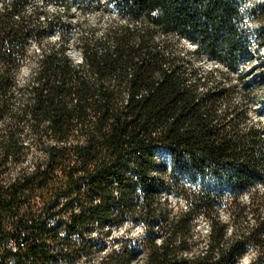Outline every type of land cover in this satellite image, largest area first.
<instances>
[{"label":"trees","instance_id":"trees-1","mask_svg":"<svg viewBox=\"0 0 264 264\" xmlns=\"http://www.w3.org/2000/svg\"><path fill=\"white\" fill-rule=\"evenodd\" d=\"M8 1L0 13V264L90 260L109 236L92 230L129 218L142 236L116 240L102 264H239L251 250L249 264H264V136L242 128L247 109L236 102L253 89L244 72L264 37L250 25L264 23V8L253 0H48L67 16L74 4L116 14L101 37L92 29L82 38L75 58L67 35L76 25L28 13L32 0ZM202 54L239 85L202 72ZM224 190L235 221L217 215ZM168 195L184 206L174 211ZM200 216L208 243L194 252Z\"/></svg>","mask_w":264,"mask_h":264},{"label":"rangeland","instance_id":"rangeland-1","mask_svg":"<svg viewBox=\"0 0 264 264\" xmlns=\"http://www.w3.org/2000/svg\"><path fill=\"white\" fill-rule=\"evenodd\" d=\"M255 5L258 7L264 8V0H253ZM104 3V0H102ZM10 2L8 0H0V13L4 11L6 7H9ZM36 10H38V14L40 15L41 19L44 18H53L56 16H63L65 20L71 21L74 25H76V29L70 33H68L67 38L70 44V52L75 58H78L81 53V41L84 36L91 37L92 29H96V36L101 37L103 33L113 24L116 19V14L114 11H106L103 7H97L94 5L92 9L84 11L81 7L77 6L76 4L71 6V13L70 15L65 14V9L63 6L55 5L48 0H32L28 6L27 11L30 14H33ZM254 34L258 32L263 33L264 37V23H256L251 22L250 25ZM51 42H58L60 40L59 34L51 35L50 39ZM186 50L189 51L190 54L194 55L195 47L192 44H185ZM256 47V46H255ZM48 49V43L45 42L41 46H34L33 52L34 55L30 58V64L35 62L38 58V55L41 54L43 50ZM259 54L261 57H257L255 59H251L249 65L245 69V80L252 83L253 89L251 93H248L247 99L244 101L239 96L236 99L237 103L245 104L247 109V120L242 123V128L245 130L255 127L263 132L264 136V51L261 49ZM197 66L200 68L202 72H208L211 70H216L217 72V80H221L223 82H227L230 85L238 86L239 85V78L237 74L226 75V70L222 69L220 65L215 62L209 61L205 55H201V57L197 60ZM28 69L25 68L24 72ZM163 156L164 153L161 152ZM30 163L28 164V166ZM22 165L21 167H24ZM19 170V167L13 168V172ZM261 193L264 196V184L258 185ZM167 198V199H166ZM163 201L169 204L174 211H177L178 206H184V201L177 199L173 195H168ZM242 204L247 206L248 202V194L245 192L240 200ZM233 197L230 191L224 190L222 192V197L220 199V203L217 209V215L225 221L234 220L233 214L234 210L232 207ZM254 217L252 212H249L245 223L253 222ZM231 222L230 223V231L236 229V224ZM209 220L205 216H200L196 219V236L194 241L192 242V251L198 252L204 250L208 243V229H209ZM237 222V221H236ZM244 223V224H245ZM144 231L143 225L136 219L129 218L124 227L116 229V228H104V229H97L94 228L90 233L91 236L95 238H101L104 234L109 235L105 238L103 247L101 249H97L94 251L92 258L87 260L86 257H81L77 260L75 264H102L105 252L111 251L114 249L115 241L120 238H128V239H139ZM256 252L251 250L250 252L246 253L244 257L241 259L239 264H249L251 260L255 258ZM62 264V263H58Z\"/></svg>","mask_w":264,"mask_h":264},{"label":"bare ground","instance_id":"bare-ground-1","mask_svg":"<svg viewBox=\"0 0 264 264\" xmlns=\"http://www.w3.org/2000/svg\"><path fill=\"white\" fill-rule=\"evenodd\" d=\"M262 50L264 51V47L262 48ZM255 58H257V56L253 53V55H252V59H255ZM208 224H209V222H208ZM210 227V226H209Z\"/></svg>","mask_w":264,"mask_h":264}]
</instances>
